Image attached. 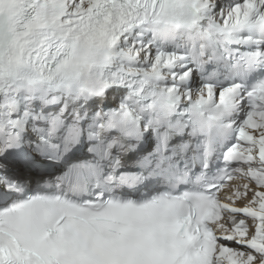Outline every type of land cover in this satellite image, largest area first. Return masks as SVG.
<instances>
[{"label": "snow or ice", "instance_id": "6c2138e0", "mask_svg": "<svg viewBox=\"0 0 264 264\" xmlns=\"http://www.w3.org/2000/svg\"><path fill=\"white\" fill-rule=\"evenodd\" d=\"M0 264H264V0H0Z\"/></svg>", "mask_w": 264, "mask_h": 264}]
</instances>
